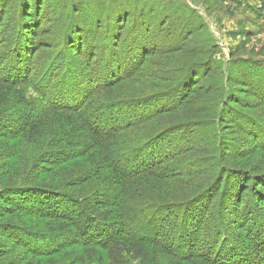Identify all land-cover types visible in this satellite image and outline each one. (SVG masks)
I'll return each mask as SVG.
<instances>
[{
	"label": "trees",
	"instance_id": "1",
	"mask_svg": "<svg viewBox=\"0 0 264 264\" xmlns=\"http://www.w3.org/2000/svg\"><path fill=\"white\" fill-rule=\"evenodd\" d=\"M25 1L16 2L11 14V22L18 21L16 38L0 43V122L5 114H23L6 125L13 128L8 136L0 133V139L17 140L15 145L9 139L7 146L0 144V207L20 220L5 226L21 237L15 242L22 245L15 243L11 250L28 257L29 264L67 259L80 264L85 256L93 259L88 264H264L262 202L260 208L248 203L241 214L240 190L247 173L233 170L240 178L228 176L227 163L218 154L220 121L211 127L207 120H187L190 115L205 119L200 113L210 106L199 103L196 95L212 91L197 85L200 69L204 77L214 71L212 35L197 37L194 27L181 23L179 32L173 30L158 46L146 49L149 34H159L154 13L162 0H148L141 13L132 12L137 1L119 2L114 13H122L109 20L99 6L88 4V15L95 18L92 35L96 45H104L98 64H92L98 57L88 49L94 42L85 44L83 25L76 23L81 17L75 16L63 24L65 40H56L42 57L36 56L40 64L33 67L29 61L38 45L31 42L37 32L33 23L40 14H31V0ZM7 2L0 0V20L7 16ZM22 5L26 21H21ZM164 17L161 22L166 23ZM192 35L196 41H188ZM187 42L192 48L183 51L180 46ZM60 47L71 61L60 60ZM127 48L134 52L129 63L118 59ZM83 49L91 54L82 59ZM177 52L182 56L166 67L165 57ZM187 52L204 58L187 63ZM18 87L20 99L10 103ZM222 89V96L211 102L218 111L229 99L228 88ZM258 95L264 100V88ZM24 139L38 146L31 155L21 143ZM65 165L73 166L74 173L63 174L62 167H70ZM230 180L236 183L228 189ZM227 199L234 208L226 215ZM230 215H236V222ZM224 226L233 236L234 230L247 228V241L233 246Z\"/></svg>",
	"mask_w": 264,
	"mask_h": 264
},
{
	"label": "rangeland",
	"instance_id": "2",
	"mask_svg": "<svg viewBox=\"0 0 264 264\" xmlns=\"http://www.w3.org/2000/svg\"><path fill=\"white\" fill-rule=\"evenodd\" d=\"M22 1L27 2L25 0H8L7 3L10 8L7 16H4V18L0 20V43H2L5 39L10 38L11 41H14V37L16 38V34H14V30L16 29L14 26L18 23V21H13L12 23L11 18L13 17L11 14L15 11L13 10L14 4ZM135 1H137L139 5H132V12H139L143 8V4L148 5L149 2L148 0ZM31 2H33V0L29 2L30 13L35 15H37V13L40 14V17L35 22L33 20L34 28L37 29V32L33 36L35 39L31 42H36L38 45L36 46L33 59H30L29 61L31 66L35 67V65L40 64L38 58L42 57L43 53L49 51L46 48L50 47L52 43L56 45V40H65L64 37H67L66 28L63 25L66 20L71 22V19L75 16L81 17V19H79V21L77 20L76 23L80 22L83 25L82 33L84 38H86L85 44L88 42L89 46L91 42H94V45H96L98 44V39L92 35V30L95 28L92 22H94L95 18L88 15L89 11L91 12L89 5L91 7L94 5L99 6L101 11H105L103 17H108V20L118 19L122 12L114 13L116 6L119 2L128 3L131 2V0H44V4L42 6H40V0L34 5ZM238 4H240L241 7H238ZM24 5H22L23 8L21 7L22 10L20 11V16L22 18L21 21H26V19H24L26 17L24 13ZM159 6L171 9L172 12L169 13L166 10L157 7L159 13L156 12L154 15L156 17L155 19H157L160 24L159 34H149L148 39L146 38L144 41V44L147 45L145 47L146 49L149 48L150 45L153 46V43L158 46V40L163 36H167L172 33L173 30H180L176 27L178 26L179 28L181 23H184L183 27L186 28L192 29L191 27H194L193 29L197 31V34L195 33L197 37L201 34H206L208 36L212 35L213 40L210 46H213L215 51V55L213 56L216 62L214 63V71L208 73L206 77H204V72L200 69L199 72L202 77L198 78L197 83L198 86H203L205 92L206 89H208V91H212L210 93H206V95H203L202 93H198L196 95L198 96L197 100L199 103L203 101L205 106H207V103H209L210 106H207L208 108L206 107L207 109L205 113H200V115H203L205 119L195 120L196 118L190 115L187 120L198 122V124L207 120L208 125L210 124L211 127H213L217 121H220L221 146L219 147V145H217V147H219L218 154H220L223 162L226 161L227 163L226 166L227 169H229L228 176L231 177V179L236 177L238 179L240 178L233 170H243L247 173V175L242 177V180L247 178V182L243 184L240 190L242 192L244 191L240 201V203H242L240 208L241 214L245 212V208L248 209L249 206L246 207L248 203H252L253 201L254 202L252 204H255L257 208H260V202H262L261 208L264 209V186H261V182L259 181L261 179L264 180V136H258V132L264 135V100L258 95L264 88V83H262V81H264V63L259 62H264V0H162ZM139 13H141V11ZM160 13H167L168 16H161ZM163 17L165 18L164 21L166 20V23L161 22ZM144 20L148 21L147 17L144 18ZM73 26H75V21ZM24 28L27 27L25 26ZM24 30L27 31L28 28ZM25 34L27 33H24V38ZM194 37L195 35H192L191 37L189 36L188 41H196ZM186 44L187 45L183 44L180 46V48H183V51H188V49L192 48V44L188 42ZM93 46H89L88 49L90 48L91 53H94V55L98 57L91 61L93 62L92 64L97 65V61L99 60L98 55L100 52L102 53L104 45H96L94 48ZM97 46L99 47L97 48ZM88 49L85 51L83 49L84 53L80 56V58L83 59L86 55L91 54H87ZM27 50L25 53L28 54ZM59 51L62 54L60 60L63 63L66 59L71 61L69 56L66 57L63 47H60ZM95 51H97V54H95ZM74 53L73 58L79 60L77 53ZM196 53H198V51ZM121 54L122 55L118 56V59H121L122 61L126 60V62L129 63V60L132 59L134 52H131V49L127 48L122 51ZM124 55L127 58H125ZM36 56L38 58H36ZM180 56H182V52L166 56V67L172 66L174 62L178 61ZM203 58L204 54L200 57L196 55H188L187 52L183 59H187V63H198L199 60ZM83 63H85L84 60ZM146 69L150 70L151 68L147 65ZM226 77H228V80H226ZM244 79H247V82H245ZM223 86L228 88L229 99L227 104L224 105V110L218 111L216 108L212 107L211 102L213 103L214 101L212 98L218 100L217 98L222 96ZM21 90L22 87H18L17 93L15 92L14 96L9 100L10 103H15V100L20 99L21 94L19 91ZM31 94L33 97L35 96L33 93ZM172 102H175V100ZM197 107L198 106L196 105V108ZM246 107L249 108L246 109ZM219 108H221L220 105ZM196 111L198 110H195L194 113ZM212 113L213 117H205L212 115ZM242 115H247V118L249 119L244 120L245 117ZM22 117L23 114H16L14 116L13 113L1 116L0 133L8 136L7 134H9V130L11 131L13 128H8L6 125H10L13 122L18 121V118ZM256 120H258L262 126H260ZM251 133L253 134L252 136ZM206 134H208L207 131ZM7 139L10 140V138ZM7 139L1 138L0 144L7 146V143H5ZM10 141V144L15 145L17 143L15 142L17 140ZM21 143H24L22 145L27 150L28 155H31L36 149H38V146L36 148L35 142L29 141L28 143L27 140L24 139L21 140ZM11 147L14 148L13 145ZM9 151L12 150L9 149ZM23 153L24 150H21V154ZM215 160L217 161V158ZM215 160L209 159L208 162L210 164H215ZM68 166H70L68 170H63L62 167V172L65 175L66 173H68V175H70V173H74L72 168L73 166L65 165V167ZM66 176H64V178H66ZM253 180L254 182L251 183ZM232 183L236 182L234 180L228 181V189H231L230 184ZM252 185L256 188V192L254 193L251 190L253 187ZM258 185H260V187ZM46 198L47 197L45 196L42 200H38H40L43 204L45 203L44 200ZM0 202L2 203L1 199ZM225 208V213L227 215L230 211H232L231 209L234 208L233 201H229L227 199L225 202ZM5 209L6 208L4 207H0V264H29L26 260L28 257L24 259L23 255L18 252L15 253L14 250H11L12 248L15 249L14 244L19 243L15 241H18L19 239L17 238L21 237H18L17 233H13L11 228L8 229L5 226L10 223H20V220L15 219L16 215H8L7 211L4 212ZM253 217H255V215H253ZM236 218V215L229 216V219L233 222H236ZM228 227V230H230L231 227ZM223 228L225 236L230 237L231 244L233 246L237 245V243L241 246V239L245 242L247 241V228L244 229V227H242L239 232L237 229L236 231L234 230V236L242 237L240 239L238 238V240L235 239L236 241L234 240L235 237L231 235L230 232H227L226 227L224 226ZM19 245L22 244L19 243ZM38 246L39 250L41 244ZM28 260L31 261L32 259ZM62 261H57L56 264H69L72 259ZM31 262L33 263V260ZM92 262L93 259H90V257L88 258L87 256L80 260V264H88ZM37 263L38 261H34V264Z\"/></svg>",
	"mask_w": 264,
	"mask_h": 264
}]
</instances>
